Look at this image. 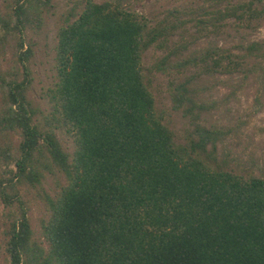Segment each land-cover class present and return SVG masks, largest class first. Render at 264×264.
Instances as JSON below:
<instances>
[{"label": "trees", "instance_id": "obj_1", "mask_svg": "<svg viewBox=\"0 0 264 264\" xmlns=\"http://www.w3.org/2000/svg\"><path fill=\"white\" fill-rule=\"evenodd\" d=\"M209 1L168 10L171 19L152 26L118 2L80 1L58 29L47 114L29 93L34 49L26 37L54 0L0 9V51L12 50L0 69V264H264V177L233 152L228 140L239 129L207 126L202 115L216 103L200 75L232 73L243 59L212 41L190 47L222 31L229 17L244 27L263 19L264 0ZM188 23L198 36L169 48ZM150 47L166 52L146 69ZM189 68L196 72L169 88L172 108L193 124L181 144L156 110L152 71ZM58 128L74 137L72 152ZM49 176L57 186L51 193ZM30 193L45 206L40 236Z\"/></svg>", "mask_w": 264, "mask_h": 264}, {"label": "rangeland", "instance_id": "obj_2", "mask_svg": "<svg viewBox=\"0 0 264 264\" xmlns=\"http://www.w3.org/2000/svg\"><path fill=\"white\" fill-rule=\"evenodd\" d=\"M14 0H0V9L5 12L7 6ZM83 0H54L52 9L45 15L43 23L37 28L27 29V39L33 44L32 84L29 93L34 102L43 113H48L53 106L51 90L57 78L56 45L59 27L73 18L70 12ZM102 1V0H96ZM119 3L145 19L149 25H155L158 21L171 15L168 10L196 9L198 5H209V0H108ZM237 1V0H234ZM241 2L247 0H240ZM223 4V3H222ZM219 3V5L222 6ZM264 4V3H263ZM261 7V6H259ZM79 9V8H78ZM76 11V10H75ZM181 18L188 17L180 14ZM233 17L226 20V26L215 34L199 36L190 44L203 46L207 41L216 43L221 48H227L234 54L236 60L243 59V65L232 73H215L212 76L200 75L199 83L206 86V99L214 100L216 109L202 114L204 124L209 126L219 121L224 126L237 127V133L228 142L233 146V152H238L244 162L254 165L258 175L264 177V50L249 49L252 43H260L264 46V18L252 21L251 26H239ZM2 32V31H1ZM190 35H197V28L191 23L186 24V33L178 31L171 37L169 48L179 46L190 40ZM193 39V38H192ZM188 44V42H187ZM165 50L156 47L148 48L143 54V64L150 69L154 62L158 61ZM12 50L6 47L0 51V69H7L10 63ZM237 56H242L238 58ZM175 60V58H172ZM196 69L189 68L183 73L171 70V74L152 71V88L155 98V107L158 113H163L177 143L186 144L184 134L193 128L190 119L183 116L180 111L172 108L169 88L171 82L179 81L184 77L192 76ZM42 116V115H41ZM57 135L63 145L72 152L75 146L74 137L65 132L64 128H58ZM13 140H15V137ZM0 135V144L2 143ZM222 144L218 143V155L222 151ZM5 166L0 161V171ZM56 182L49 176L44 182V188L51 193L56 191ZM30 218L36 233L41 234V216L44 211L43 202L30 193ZM5 208L0 201V235L6 220ZM1 237V236H0ZM2 262V247L0 246V263Z\"/></svg>", "mask_w": 264, "mask_h": 264}]
</instances>
